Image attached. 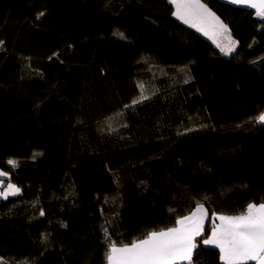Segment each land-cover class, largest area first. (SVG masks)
Here are the masks:
<instances>
[{"label": "trees", "instance_id": "trees-1", "mask_svg": "<svg viewBox=\"0 0 264 264\" xmlns=\"http://www.w3.org/2000/svg\"><path fill=\"white\" fill-rule=\"evenodd\" d=\"M203 1L234 53L168 0H0V168L21 188L0 199V264H105V230L130 243L199 202L210 234L213 212L264 201V20ZM197 241L193 264H222Z\"/></svg>", "mask_w": 264, "mask_h": 264}, {"label": "snow or ice", "instance_id": "snow-or-ice-1", "mask_svg": "<svg viewBox=\"0 0 264 264\" xmlns=\"http://www.w3.org/2000/svg\"><path fill=\"white\" fill-rule=\"evenodd\" d=\"M229 2L255 10V16L264 20V0ZM168 3L173 5L172 15L177 20L209 37L225 55L236 50L238 41L232 38L228 25L203 0H168ZM43 15L39 13L37 19ZM2 44L3 41H0V46ZM138 87L141 95L132 101V105L149 99L144 94L143 84H138ZM255 119L256 123L264 125V112ZM36 155L39 154H34V157ZM7 163L12 168L19 166L15 160L10 159ZM8 176V172L0 171V178ZM3 184L4 180L0 179V186ZM20 192L21 188L9 180L6 188L0 190V197L7 199ZM40 215H44L42 210ZM208 219L207 208L198 202L189 215L176 219L175 226L149 231L143 238L133 239L130 243L118 244L105 230V264H193L198 237L202 238L203 245L219 250L222 264H264V202H250L239 214L213 212L210 234L205 231Z\"/></svg>", "mask_w": 264, "mask_h": 264}, {"label": "crops", "instance_id": "crops-1", "mask_svg": "<svg viewBox=\"0 0 264 264\" xmlns=\"http://www.w3.org/2000/svg\"><path fill=\"white\" fill-rule=\"evenodd\" d=\"M221 1H223V2H227V3H229V4H231L230 2H229V0H221ZM204 2V1H203ZM205 3V2H204ZM231 5H233V4H231ZM233 6H241V5H233ZM246 7V6H245ZM173 11H174V7H173ZM214 11V10H213ZM215 12V11H214ZM216 13V12H215ZM217 14V13H216ZM222 20V19H221ZM183 23V22H182ZM225 23V22H224ZM226 25H228L227 23H225ZM188 26V25H187ZM189 28H190V26H188ZM228 28H229V30H230V27H229V25H228ZM192 29H194V28H192ZM197 33H199L200 35H203L201 32H198L196 29H194ZM230 33H231V30H230ZM206 39H208L214 46H216V44L215 43H213V41L209 38V37H207V36H205V35H203ZM231 36H232V38L234 39V40H236L235 39V37L233 36V34H231ZM237 41V40H236ZM217 47V46H216ZM239 47V45L237 44V47H236V50H237V48ZM218 48V47H217ZM219 49V48H218ZM220 50V49H219ZM235 50V51H236ZM234 51V52H235ZM233 52V53H234ZM223 53V52H222ZM224 54V53H223ZM232 54V53H231ZM225 55V54H224ZM230 55V54H229ZM227 56V55H226ZM254 81H250V93H251V105H252V117H253V119H255L261 112H264V89H263V91H260V92H257L254 88H253V86H254ZM264 202V201H263ZM206 207V206H205ZM207 208V207H206ZM208 210V209H207ZM190 214V213H189ZM189 214H186V215H189ZM223 214H225V213H223ZM237 214H239V213H237ZM230 215V214H229ZM208 220H206L205 221V224H206V222H207ZM217 223H219V221H216ZM175 226V225H174ZM173 227V226H172ZM199 238V237H198ZM198 238H197V240H198ZM198 242V241H197ZM209 247H212V246H209ZM255 263V262H254Z\"/></svg>", "mask_w": 264, "mask_h": 264}, {"label": "rangeland", "instance_id": "rangeland-1", "mask_svg": "<svg viewBox=\"0 0 264 264\" xmlns=\"http://www.w3.org/2000/svg\"><path fill=\"white\" fill-rule=\"evenodd\" d=\"M189 75L188 74H185V77L187 78ZM144 91H145V87H144ZM121 122V116H118L116 118H109L108 120H106L104 123H102V128L105 129V130H112V129H116L118 128L120 125H122ZM0 171H4V172H8L9 173V176L8 177H3V178H0V179H3L4 180V184L2 186H0V190H3V188H6L7 186V183L9 182V179L11 178L10 177V172L6 169H2L0 168ZM12 182V181H11ZM13 183V182H12ZM15 184V183H14ZM17 185V184H16ZM20 194V193H19ZM16 196V195H15ZM11 197V196H9ZM0 199H4L2 197H0Z\"/></svg>", "mask_w": 264, "mask_h": 264}]
</instances>
